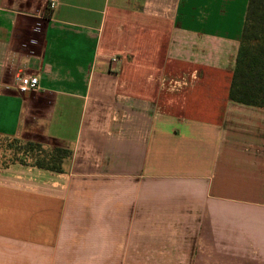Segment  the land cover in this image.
<instances>
[{"label":"crops","instance_id":"0c3cea01","mask_svg":"<svg viewBox=\"0 0 264 264\" xmlns=\"http://www.w3.org/2000/svg\"><path fill=\"white\" fill-rule=\"evenodd\" d=\"M248 1L0 0V137L68 152L0 165V264H264V110L228 100Z\"/></svg>","mask_w":264,"mask_h":264},{"label":"trees","instance_id":"16d2710c","mask_svg":"<svg viewBox=\"0 0 264 264\" xmlns=\"http://www.w3.org/2000/svg\"><path fill=\"white\" fill-rule=\"evenodd\" d=\"M228 100L230 102L264 110V0H249L239 40L234 68L231 76ZM41 145L27 143L16 153L20 156L10 159L4 165L19 162L31 164L47 171L61 170L68 152L58 154L42 153L34 160H28L30 148ZM56 153V152H55Z\"/></svg>","mask_w":264,"mask_h":264},{"label":"rangeland","instance_id":"374dc122","mask_svg":"<svg viewBox=\"0 0 264 264\" xmlns=\"http://www.w3.org/2000/svg\"><path fill=\"white\" fill-rule=\"evenodd\" d=\"M27 143L20 139H4L0 137V165H4L7 163L10 159L16 158L17 156H20L16 152L21 150V148H25L27 146ZM34 144V143H32ZM38 145V144H37ZM39 148H30V155L28 154V160H34L38 154L40 156L41 152L43 153H52V154H58V151H63L62 149H58L56 147L50 148L45 146H39ZM56 152V153H55ZM60 154H58L59 156Z\"/></svg>","mask_w":264,"mask_h":264},{"label":"built area","instance_id":"2783aa9c","mask_svg":"<svg viewBox=\"0 0 264 264\" xmlns=\"http://www.w3.org/2000/svg\"><path fill=\"white\" fill-rule=\"evenodd\" d=\"M48 8L52 11L59 5V0H45ZM16 89L18 93L24 95L39 89L38 78L35 75H21L16 79Z\"/></svg>","mask_w":264,"mask_h":264}]
</instances>
